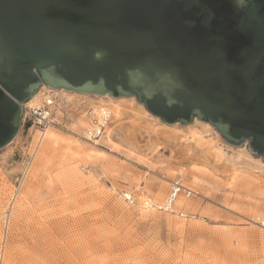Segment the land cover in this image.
<instances>
[{
    "label": "rangeland",
    "instance_id": "obj_1",
    "mask_svg": "<svg viewBox=\"0 0 264 264\" xmlns=\"http://www.w3.org/2000/svg\"><path fill=\"white\" fill-rule=\"evenodd\" d=\"M56 95L54 115L65 128H51L64 141L49 165L32 174L27 125L0 149V264H264V229L254 221L264 215L261 158L250 153L262 166L233 175L226 162L203 163L182 137L199 120L167 124L171 130L157 135L146 123L135 133L110 120L93 146L82 131L98 97ZM67 140L96 152L61 155ZM176 181L193 191L180 194L187 206L156 208Z\"/></svg>",
    "mask_w": 264,
    "mask_h": 264
},
{
    "label": "water",
    "instance_id": "obj_2",
    "mask_svg": "<svg viewBox=\"0 0 264 264\" xmlns=\"http://www.w3.org/2000/svg\"><path fill=\"white\" fill-rule=\"evenodd\" d=\"M42 85L134 97L264 161V0H0V149Z\"/></svg>",
    "mask_w": 264,
    "mask_h": 264
},
{
    "label": "bare ground",
    "instance_id": "obj_3",
    "mask_svg": "<svg viewBox=\"0 0 264 264\" xmlns=\"http://www.w3.org/2000/svg\"><path fill=\"white\" fill-rule=\"evenodd\" d=\"M62 92L63 93H65V92L69 93L70 91L62 89V88H49L48 86L42 85L36 90V92L31 97V99L29 101H27L24 105H26V106L32 105L33 103L38 101L41 96H43L46 93L59 94ZM72 92H74V91H72ZM90 95L98 97L99 100H98L97 105H102V106H105L107 108V110L110 112V115H111V119H110L111 122H114L117 125H126L128 130L131 132L136 133L137 129L140 127V125L142 126L143 123H146L149 126V129H151V131L155 135H157V133L160 134V132L170 129V127H169V125H167V123L162 122L161 120H159V118H157L156 116H153L148 111H146L142 104L135 101L134 97H125V96L114 97V96H111L109 94H90ZM87 117L88 118L90 117V119H92L91 114L87 115ZM197 122H199V125L196 128H194V130H192V127H191V129L188 130L187 134H184L183 136L182 135L181 136L184 138L185 135H189V137L187 136V139H185V138L183 139V143H184L185 147L191 146L193 150L198 152V154H199L198 157L202 156V160L206 159L207 161H209L211 159L212 160L211 162L212 163L214 162L213 163L214 165L218 164V162H220V163L226 162V163H224V166H223V168L226 170L225 173H231L232 175L235 174L236 171H238L239 169H242L243 167H245L244 165L247 166V164L250 168L260 166V165L262 166V164H263L262 161L260 162L261 164H255L254 165V163H256V162H254V163L252 162L253 158L250 156L251 152H249L247 147H245L244 145L233 146V145L227 144L226 142L221 140L219 134L217 132H215L214 129L208 123H205L202 121H197ZM200 122H202V123H200ZM51 127L52 126L47 127L41 133H39L35 129L32 130V136H31L32 153H30V156L32 155V157H33L32 163H34V164H32L33 165L32 174H34L36 172V170H38L39 168L41 169V167H44L46 164H48V162H50L52 160V158L54 157L55 150H57L58 146L61 145L60 143H63V141H64V139L61 136H59L54 131V129ZM105 129H106V127H105ZM176 130H178L177 133L181 132V131H179V129H176ZM211 131H213L215 133V136H213V138L207 137V134ZM184 133H186V132H184ZM161 134H163V133H161ZM171 134L173 137L179 136V135L175 134V132L171 133ZM181 136H179V137H181ZM172 140H174V139H172ZM75 141H77V140H75ZM64 144H66L64 146L66 148L62 147V152H60V153H62L61 155H64L65 153H68V152L72 153V154H76V155H86V154H90L91 152H96L92 148L83 147V146H81L80 143H75L74 141L72 142L70 140L69 141L67 140L66 143L64 142ZM70 145H72L74 147V149L71 148ZM92 145L96 146V144H92ZM228 149L230 151H232L231 154L228 153ZM35 153L37 156H35ZM203 157H204V159H203ZM257 160L258 159L256 158V161ZM204 162H205V160L203 161V163ZM195 166H193V167H195ZM215 168H216V166H215ZM259 168H261V167H259ZM259 168H257V169H259ZM201 170H204V169H201ZM249 170H251V169H249ZM218 171L219 170H217V172ZM32 174H31V176H32ZM172 183H174V182H172ZM172 183H171V185H172ZM181 186H182V184H181ZM183 188H185V187H183ZM185 189H188V188H185ZM168 194H169V192H168ZM168 194H167V197L164 200V202L167 200ZM180 194H182V193L180 192L179 194H177V196L175 197L174 201L172 202V204L170 206V209H167L166 212L174 211L173 207H174L175 203H176V205H179L181 207L187 206L186 203L184 202L185 200L184 201L181 200ZM186 197H188V196H186ZM164 202L162 205L161 204L157 205L156 208L163 210ZM141 203H142V205L148 206L149 201L145 198H142ZM163 211H165V210H163ZM258 217H260V216H258Z\"/></svg>",
    "mask_w": 264,
    "mask_h": 264
},
{
    "label": "built area",
    "instance_id": "obj_4",
    "mask_svg": "<svg viewBox=\"0 0 264 264\" xmlns=\"http://www.w3.org/2000/svg\"><path fill=\"white\" fill-rule=\"evenodd\" d=\"M58 95L52 93H46L40 97L38 101L32 105H22L21 111V125L25 127L27 131L31 129L37 130L39 133L44 131L49 126H54L58 129L65 128L63 121H58L55 118V110L57 105ZM70 104V103H69ZM92 115V119L87 118L89 125L83 128V138L91 144H99L101 138L105 135V127L108 126L111 115L105 106L102 105H89L84 115ZM87 117V116H86ZM182 193L184 196H190L193 191L185 189L179 182L172 183L167 200L164 202L163 210L170 209L172 202L177 194ZM125 199L131 204L133 200L130 195L123 194ZM255 223L262 229H264V216H256Z\"/></svg>",
    "mask_w": 264,
    "mask_h": 264
}]
</instances>
